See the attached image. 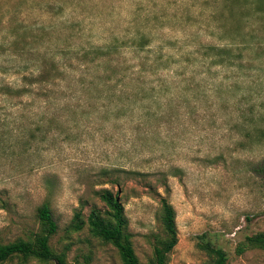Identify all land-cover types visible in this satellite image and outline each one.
Instances as JSON below:
<instances>
[{
  "label": "rangeland",
  "instance_id": "1",
  "mask_svg": "<svg viewBox=\"0 0 264 264\" xmlns=\"http://www.w3.org/2000/svg\"><path fill=\"white\" fill-rule=\"evenodd\" d=\"M264 0H0V242L59 224L66 264H122L88 228L118 193L142 264L177 213L170 264H205V235L228 264L264 233ZM0 264H46L14 258ZM56 264V263H54Z\"/></svg>",
  "mask_w": 264,
  "mask_h": 264
},
{
  "label": "trees",
  "instance_id": "2",
  "mask_svg": "<svg viewBox=\"0 0 264 264\" xmlns=\"http://www.w3.org/2000/svg\"><path fill=\"white\" fill-rule=\"evenodd\" d=\"M253 173L260 178L264 187V159L252 167ZM106 209L93 208L85 219L82 210L76 212L68 231L80 232L88 228L90 234L103 243L114 247L122 260V264H142L133 247L128 231V219L119 192L104 191L100 194ZM37 218L42 231L29 240L18 239L15 242L3 244L0 242V263L14 258L26 262L36 259L46 264H66V255L58 256L52 246L51 239L59 231V224L49 203L39 207ZM160 220L166 232V238L155 245L154 256L148 264H170V255L178 244L177 213L170 203L162 200ZM198 248L205 252L208 260L205 264H228V254L215 246L207 236L199 237ZM264 249V233L247 237L236 249L241 256L249 250Z\"/></svg>",
  "mask_w": 264,
  "mask_h": 264
},
{
  "label": "water",
  "instance_id": "3",
  "mask_svg": "<svg viewBox=\"0 0 264 264\" xmlns=\"http://www.w3.org/2000/svg\"><path fill=\"white\" fill-rule=\"evenodd\" d=\"M57 264H59V263H57Z\"/></svg>",
  "mask_w": 264,
  "mask_h": 264
}]
</instances>
